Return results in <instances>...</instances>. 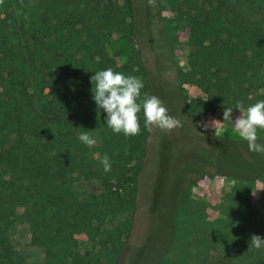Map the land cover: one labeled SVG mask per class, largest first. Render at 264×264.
<instances>
[{
  "label": "trees",
  "instance_id": "trees-1",
  "mask_svg": "<svg viewBox=\"0 0 264 264\" xmlns=\"http://www.w3.org/2000/svg\"><path fill=\"white\" fill-rule=\"evenodd\" d=\"M139 1L149 28L170 10L190 29L188 66L177 77L205 95L185 96L190 114L264 100V0H0V264H28L13 238L21 224L42 264H69L85 245L79 235L92 244L85 264H209L212 251L235 264H264V248L251 245L254 235L264 238V207L249 190L264 184V154L241 139L208 134L202 159L160 177L155 236L128 255L152 127H144L141 112L139 134H114L99 119L91 77L112 68L139 77L142 97L151 96L141 51L119 66L108 49L115 34H136ZM84 131L100 144L85 146L78 138ZM258 137L264 143V131ZM105 154L108 172L100 163ZM206 175L236 182L214 224L185 212L192 186ZM86 176L98 192L81 190Z\"/></svg>",
  "mask_w": 264,
  "mask_h": 264
},
{
  "label": "rangeland",
  "instance_id": "rangeland-1",
  "mask_svg": "<svg viewBox=\"0 0 264 264\" xmlns=\"http://www.w3.org/2000/svg\"><path fill=\"white\" fill-rule=\"evenodd\" d=\"M138 4L136 34L133 35L129 31L115 34L108 46L109 53L117 64L122 66L130 56L141 51L151 82V96L159 97L169 114L178 119L181 125L172 130L152 127L144 169L139 178L138 209L128 241L129 256H136L141 252L140 250H145L150 238L155 236L158 214L152 211V204L157 197L156 185L160 177L162 175L171 177L172 174H176L172 168L179 167L194 158L202 159L209 147L208 143L203 141L204 134L219 138L241 139L230 122L218 124L216 133L211 127L213 120L223 121L224 110L192 115L187 109L185 96L205 97L196 86L188 84L181 86L177 77V68L186 70L188 66L191 33L187 24L178 21L174 12L166 10L162 18L155 20L149 28V23L146 24L142 1ZM260 88L264 91V66ZM0 97H4L1 85ZM106 115L103 110L98 111L102 122H105ZM240 115V110L233 111V121ZM95 138L96 145H99L101 142L99 136L96 135ZM208 170L210 171L208 173L214 172L212 169ZM200 176L192 175V181H196ZM188 177L192 178L191 175ZM187 185L188 183L184 184V186ZM235 185L236 182L227 177L204 176L192 186L185 212L194 210L205 218L207 223H216L221 217L222 204ZM80 188L84 193L99 191L98 184L91 176L81 179ZM249 190L252 203L262 209L264 207L263 182L255 181L249 186ZM18 211L22 212V209ZM30 236L27 225H19L13 236L16 249L28 258V264H42L43 254L30 247ZM77 238L85 242V245L75 252L69 264H85L92 250V244L87 242L86 235H79ZM209 264H235V260L220 252L212 251L209 254Z\"/></svg>",
  "mask_w": 264,
  "mask_h": 264
},
{
  "label": "clouds",
  "instance_id": "clouds-1",
  "mask_svg": "<svg viewBox=\"0 0 264 264\" xmlns=\"http://www.w3.org/2000/svg\"><path fill=\"white\" fill-rule=\"evenodd\" d=\"M94 73L91 77L92 98L97 108L107 114L106 127L110 128L114 134L122 133L125 137L139 134L141 125L138 114L141 112H143L145 128L172 130L181 125L178 119L169 114L159 97L147 94L142 97L144 83L139 77L126 76L121 72H115L112 68ZM236 109L240 110L241 115L234 121L233 109L226 107L223 112V121L213 120L211 127L216 133L218 124L230 122L241 140L247 142L249 151L264 154V143H261L258 137V131H264V100H259L247 108L238 102ZM78 138L89 148L97 143L96 138L89 131L82 132ZM100 163L105 172L111 170L110 158L107 154L103 156ZM251 245L257 249L264 248V238L254 235Z\"/></svg>",
  "mask_w": 264,
  "mask_h": 264
}]
</instances>
